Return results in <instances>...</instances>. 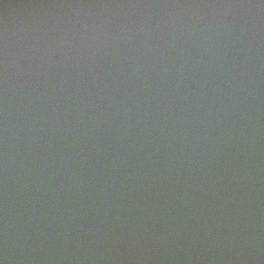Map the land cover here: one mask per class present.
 <instances>
[{
  "label": "water",
  "instance_id": "95a60500",
  "mask_svg": "<svg viewBox=\"0 0 264 264\" xmlns=\"http://www.w3.org/2000/svg\"><path fill=\"white\" fill-rule=\"evenodd\" d=\"M0 264H264V0H0Z\"/></svg>",
  "mask_w": 264,
  "mask_h": 264
}]
</instances>
